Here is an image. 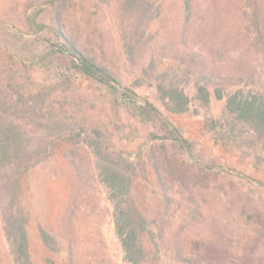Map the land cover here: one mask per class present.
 <instances>
[{"label":"trees","instance_id":"obj_1","mask_svg":"<svg viewBox=\"0 0 264 264\" xmlns=\"http://www.w3.org/2000/svg\"><path fill=\"white\" fill-rule=\"evenodd\" d=\"M146 1L128 0V4L144 7ZM66 2L47 0L42 10L19 13L18 22L0 16V217L12 262L36 264L31 221L37 217V238L50 252L46 261L55 264L54 256L65 247L63 264H79L73 229L80 210L75 190L82 181V146L105 189L123 263L196 264L195 256L181 242L168 244L175 202L169 179L194 200L188 176L175 164L168 146L186 165L199 164L207 170L222 166L208 158L165 110L198 113L200 107L222 100L223 111L206 112L204 127L217 143H233L250 133L264 135V91L245 87L248 84L226 85L203 70L187 89L178 74L166 70L154 84L157 102L143 92L144 77L125 84L67 32L63 20ZM193 3L182 0L188 21ZM246 4L251 9L256 44L261 45L264 21L259 3L246 0ZM141 27L140 22L132 26L136 36L144 30ZM81 78L89 79L93 91L105 97L102 107L111 102L124 121L136 128L121 134L98 118L103 110H97V100L89 102L72 89ZM67 177L72 183L68 211L63 231L56 232L34 214L32 188ZM240 213L247 220L253 218L244 206ZM181 225L179 232L186 227Z\"/></svg>","mask_w":264,"mask_h":264},{"label":"rangeland","instance_id":"obj_2","mask_svg":"<svg viewBox=\"0 0 264 264\" xmlns=\"http://www.w3.org/2000/svg\"><path fill=\"white\" fill-rule=\"evenodd\" d=\"M46 1L0 0V16L18 22L19 13L32 8L42 10ZM257 2L264 21V0ZM144 4L137 7L128 0H67L64 25L82 48L125 84L144 77L143 92L157 102L154 84L166 70L178 74L179 82L187 89L192 88L197 73L203 70L226 85L248 84L245 87L264 91V43L256 44L246 0H194L189 21L183 16L182 0H147ZM41 18L48 19L45 15ZM138 22L144 30L136 36L132 26ZM72 89L89 102L97 100V110H103L98 118L108 127L121 134L136 128L124 121L111 102L102 107L106 99L93 91L89 79L81 78ZM223 108L224 101L216 100L208 107H200L198 113L193 109L184 113L165 110L208 158L222 166L207 170L199 164L186 165L168 146L175 155V164L186 172L194 197L190 201L178 182L169 179L175 202L168 244L171 247L174 241L181 242L195 256L196 264H264V135L250 133L233 143H217L205 130L204 115L221 113ZM79 151L84 163L82 181L75 190L80 210L73 229L79 264H124L105 189L96 179L89 152L82 146ZM71 190L68 177L49 179L32 188L36 196L34 214L53 231H63ZM240 206L253 216L251 220L240 213ZM33 220L34 260L36 264H50L46 261L50 252L37 238L38 218ZM182 223L186 227L179 232ZM65 253L63 247L54 256L55 264H63ZM0 264H13L1 217Z\"/></svg>","mask_w":264,"mask_h":264}]
</instances>
